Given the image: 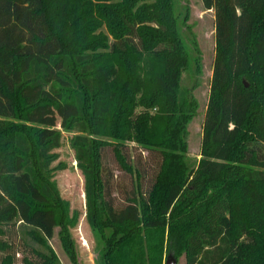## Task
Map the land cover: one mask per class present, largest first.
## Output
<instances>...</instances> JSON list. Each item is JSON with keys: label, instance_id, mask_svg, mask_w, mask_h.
Listing matches in <instances>:
<instances>
[{"label": "trees", "instance_id": "16d2710c", "mask_svg": "<svg viewBox=\"0 0 264 264\" xmlns=\"http://www.w3.org/2000/svg\"><path fill=\"white\" fill-rule=\"evenodd\" d=\"M178 2L0 0V237L19 223L23 264H61L56 228L80 264V213L53 180L62 130L76 132L97 264H264V0H203L215 57L199 159L187 127L202 55ZM129 142L160 157L147 190ZM107 147L136 176L122 204ZM16 244L0 238V264H16Z\"/></svg>", "mask_w": 264, "mask_h": 264}, {"label": "rangeland", "instance_id": "374dc122", "mask_svg": "<svg viewBox=\"0 0 264 264\" xmlns=\"http://www.w3.org/2000/svg\"><path fill=\"white\" fill-rule=\"evenodd\" d=\"M178 5L180 9L183 6H188L190 10L187 25L191 27L190 31L194 34L202 55L201 82L196 84L191 90L198 100L199 109L187 127L188 155L193 159H199L202 126L209 99L210 81L215 57V11L206 10L203 5V0H179ZM191 33L187 31L185 35L192 36ZM256 132L260 136H263L264 125L263 127L258 126ZM62 134L61 146L53 151L56 155L52 163V167L55 168L53 180L56 182L61 196L69 201L71 210L76 209L80 213L79 221L71 229L78 261L80 264H97L100 242L97 234L90 228L85 218L84 176L77 166L75 150L71 144L76 132L62 130ZM124 151L128 157V161L132 163L134 168L142 171L144 175L143 188L147 190L151 186L159 168V155L155 153L150 154L142 147L130 142L127 143ZM104 165L108 173L113 175L111 181L113 185L112 196L118 204H122L126 193L132 190L136 176L121 169L111 147L104 149ZM18 226L19 223L15 227H11V232L8 236L0 238L10 239L15 244L17 243L15 247L17 250L16 264H23V256L29 250L22 244ZM58 231L59 229L56 228L50 244L56 251L61 264H72L61 245ZM27 254L29 255V252ZM167 259L168 255L165 257L164 264L167 263ZM177 264H185V257L180 256Z\"/></svg>", "mask_w": 264, "mask_h": 264}, {"label": "water", "instance_id": "95a60500", "mask_svg": "<svg viewBox=\"0 0 264 264\" xmlns=\"http://www.w3.org/2000/svg\"><path fill=\"white\" fill-rule=\"evenodd\" d=\"M166 264H177V259L174 256L169 255Z\"/></svg>", "mask_w": 264, "mask_h": 264}]
</instances>
